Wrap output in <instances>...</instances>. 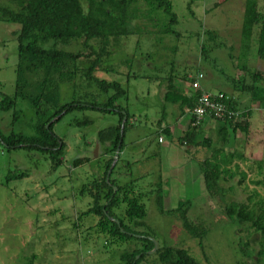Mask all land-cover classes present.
Returning <instances> with one entry per match:
<instances>
[{"label": "rangeland", "instance_id": "rangeland-1", "mask_svg": "<svg viewBox=\"0 0 264 264\" xmlns=\"http://www.w3.org/2000/svg\"><path fill=\"white\" fill-rule=\"evenodd\" d=\"M170 1L178 18L173 28L179 36L160 32L167 21L165 13L155 14L158 24L148 23L142 16L138 25L143 33L131 35L113 48L112 64L119 73L108 76L98 72L102 77L116 78L128 85V97L121 103H127L134 115L135 125L127 129L124 141L127 145L131 139L135 141L126 147L125 153L121 152V157L126 155V160L133 164L129 175L116 177L119 182L135 180L136 190L147 193L142 200L146 216L136 230L153 236L156 247L184 248L200 264H264V255L258 259L256 254L259 237L251 236L246 225L229 220L222 212L225 202L246 201L254 189L264 196L262 188L248 181L249 174L241 183L237 182L239 175L236 174L233 179L222 182L223 188L231 186L232 189L223 197H211L201 180L188 181L180 167L185 164L190 167L192 159L208 156L213 161L210 150L217 147L213 145L209 150L197 145L194 149H198V153L194 154L166 133L160 135L165 144L157 140L161 112H167V122L177 116L174 106L164 103L161 96L166 85L161 78L169 71L180 76L201 68L204 73L201 83L206 90H221L238 97L239 104H249L248 94L239 89V80L245 77L239 65L245 63L249 70L264 73V59L256 55L255 47L240 55L245 0ZM259 8L264 11V0H259ZM140 12L146 14L144 3ZM14 29L17 25L0 22V91L5 94L14 91L17 62ZM206 30L213 33L212 39H208ZM202 44L208 49L204 55L200 51ZM145 54L150 57L145 58ZM125 57L131 58L130 65L121 62L120 58ZM128 71L139 76L130 77L126 83L124 72ZM21 107L24 109L19 118L21 122L11 124L6 114L0 119V127L26 129L33 111L25 103ZM254 111L248 134L238 132L230 146L246 156L261 159L264 158V108ZM78 118H89L91 122L74 124L73 120ZM116 122L117 115L96 110L66 114L54 126L65 143L63 162L55 170L50 169L38 151L7 150L0 146V264H26L32 255L34 264L119 263L121 250L126 246L107 245L104 235L95 234L89 228L96 217H82L90 197L80 193L83 184L102 172L103 148L96 142V132ZM175 134L178 136L179 132ZM203 135L208 134L201 132L198 140H202ZM209 137L216 143V132L209 133ZM172 149L175 152L180 149L179 154L172 153ZM155 153L158 155L154 156ZM82 157H88L89 161L72 166L74 159ZM16 174L23 175L13 177ZM160 175L164 177L161 182ZM202 185L207 195L203 196ZM183 212L192 225L189 228L183 226L180 217Z\"/></svg>", "mask_w": 264, "mask_h": 264}, {"label": "trees", "instance_id": "trees-1", "mask_svg": "<svg viewBox=\"0 0 264 264\" xmlns=\"http://www.w3.org/2000/svg\"><path fill=\"white\" fill-rule=\"evenodd\" d=\"M142 3L146 6V14L143 15L140 12ZM190 7V13L193 14ZM157 12H163L167 16V21L162 26L164 30L160 32L179 36L173 28L178 18L170 0H0V22L17 25V29L12 31L17 41L14 91L12 94L0 91V119L7 114L11 118V124L21 122L19 118L23 114L21 106L24 103L33 111V117L27 121L24 130L0 127V146L7 150L38 151L49 163L50 169L55 170L63 162L65 143L54 131V126L66 114L96 110L103 114L117 115L115 124L96 132V142L103 148L100 154L104 158L102 172L80 189L81 194L90 197L89 206L82 212V217H96V222L89 228L95 234L104 235L107 245L126 246L121 250L118 264H200L184 248L164 245L150 252L154 248V240L151 239L154 237L136 230L146 216L142 200L147 193L136 190L135 180L119 182L116 177L118 174L122 177L129 175L133 164L121 157L126 146L125 133L135 125L134 115L127 103H121V100L128 97V85L116 78L98 75V72L108 76L110 73H119L112 64L113 48L119 46L123 39L143 33L138 25V19L142 16H145L148 23L155 21L158 24L154 19ZM204 33L209 35L208 39L213 38L211 31L206 30ZM240 41V55L243 52L247 54L251 47H255L256 55L264 59V11L259 8V0L244 2ZM135 45H138L137 39ZM200 51L204 55L208 49L202 44ZM144 57L148 58L150 54H145ZM120 60L125 61V66L131 64V58ZM239 68L245 73V77L239 80V89L249 95V104L241 105L238 97L218 91L228 96L226 103L231 109L241 111V118H220L216 121V143L210 137H202L200 141L203 148L210 150L213 145L217 147L210 150L213 161L210 156L199 160L204 186L211 197H223L225 192L232 189L231 186L223 188L222 182L233 179L236 174L239 175V183L250 175L248 181L264 191V158H251L230 146L238 132L248 134L251 106L255 104L264 108V73L249 70L245 63L239 65ZM198 72L203 73L201 68H197L193 74L184 72L180 76L169 71L161 78L166 82L162 99L164 103L174 106L176 118L190 114L196 105L201 89L193 91L190 84ZM124 74L127 75L126 83L130 77L139 76L129 71ZM186 83L190 88L187 92ZM163 120L164 114L158 120V131L169 134L168 126L160 127ZM73 122L86 125L91 120L78 118ZM201 129V125H191L190 114L189 129L178 137V145L183 148L199 145L196 137ZM117 148L118 159L108 174ZM88 161V157L76 158L72 166ZM22 175L16 174L13 177ZM161 181L160 175L159 182ZM186 204L190 205L189 201ZM222 212L229 220L246 225V231L251 236L259 237L260 247L256 254L258 259L263 256V194L254 189L246 201L225 202ZM180 217L185 228L192 226L184 212ZM34 258L32 255L26 264H34Z\"/></svg>", "mask_w": 264, "mask_h": 264}, {"label": "crops", "instance_id": "crops-1", "mask_svg": "<svg viewBox=\"0 0 264 264\" xmlns=\"http://www.w3.org/2000/svg\"><path fill=\"white\" fill-rule=\"evenodd\" d=\"M188 85L189 84L186 83V85H185V92H187V90L190 89ZM201 86L205 89V87H204V85H202V83H201ZM162 90H163V92H162L161 96H163V93L165 91V88H163ZM248 99H249V95H248ZM251 107H252V115L255 112L254 109L256 110V108H260V107H257L254 104ZM162 112L164 114V120L161 123V126L160 127L162 128V127L168 126L170 128V133L168 135L171 136V137H173V138H175V142L178 144V140H177L178 137H181L182 135H184L185 132L189 129L190 114H187L186 113L185 115H183V116H181L179 118H176L172 122H167V121H165V119H166L165 115H167V112L165 110L162 111ZM163 114L160 115L161 116L160 118H163ZM186 120H187V122H186ZM163 123H164V125H162ZM201 126H202V129L200 130V133L203 132L205 134H208L207 136L206 135H203V138H205V137H209V133H211L213 131L216 132L217 122H215L213 120L206 119ZM175 131H178L179 132V135L178 136H175L176 135L175 134ZM200 133L198 132V135ZM160 135H162V134H161V132L158 131V139H157L158 140V143L165 144V140L164 139H161ZM198 135L196 137V142L199 143V145H200V141L201 140H198ZM159 139H161V140L159 141ZM130 141L131 142H129L128 145L126 144V146L124 147V149H123L124 153L126 152V147L129 146L130 144H132L135 141V139H131ZM187 148H190V150H188V152H193L194 154H197L198 153V149L192 148L191 145L190 146L188 145ZM165 151H166V149L163 152H165ZM236 151H238V150H236ZM174 152H175V150L172 149V153H174ZM179 152H180V149H177V151L175 153L176 154H179ZM124 157L125 158H123V159L126 160L127 159L126 158V155ZM200 159L201 158L192 159L193 164L190 167H189V165L185 164L184 166H181L180 167L181 169L178 168L177 171H180L181 170L186 175V177L188 178V181H191L192 182V181H195V180H198L199 179V180H201V184H203L204 182H203L202 172H201L200 167H199V160ZM139 161L142 162V160H139ZM161 178H162V181H163L164 180V177L161 176ZM203 187L204 186L202 185V194L204 196V195H207V193H206V191H205V189Z\"/></svg>", "mask_w": 264, "mask_h": 264}, {"label": "built area", "instance_id": "built-area-1", "mask_svg": "<svg viewBox=\"0 0 264 264\" xmlns=\"http://www.w3.org/2000/svg\"><path fill=\"white\" fill-rule=\"evenodd\" d=\"M204 75L202 72L196 74L195 80L191 82L190 87L193 91L201 89L194 108L190 111L191 125L196 127L203 124L206 119L217 121L224 117H240L241 111L231 109L226 101L228 96L222 92H210L201 87V80ZM161 140V139H160Z\"/></svg>", "mask_w": 264, "mask_h": 264}, {"label": "water", "instance_id": "water-1", "mask_svg": "<svg viewBox=\"0 0 264 264\" xmlns=\"http://www.w3.org/2000/svg\"><path fill=\"white\" fill-rule=\"evenodd\" d=\"M54 120V119H53ZM53 120H51V122L53 121ZM118 155H119V148H117L116 149V151L114 152V155H113V161H112V163H111V165H110V167H109V169H108V174L110 173V171L112 170V168L114 167V165H115V163H116V161H117V159H118ZM152 239V238H151ZM152 240H154V239H152ZM156 244H155V242H154V248L150 251V252H153V251H155L156 250Z\"/></svg>", "mask_w": 264, "mask_h": 264}]
</instances>
